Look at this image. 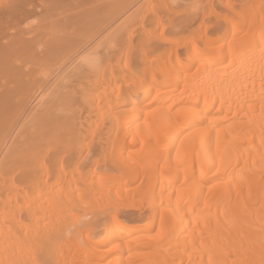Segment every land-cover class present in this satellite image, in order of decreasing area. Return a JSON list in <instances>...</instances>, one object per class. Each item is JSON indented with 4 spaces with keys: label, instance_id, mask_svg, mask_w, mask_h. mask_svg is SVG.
Segmentation results:
<instances>
[{
    "label": "bare ground",
    "instance_id": "obj_1",
    "mask_svg": "<svg viewBox=\"0 0 264 264\" xmlns=\"http://www.w3.org/2000/svg\"><path fill=\"white\" fill-rule=\"evenodd\" d=\"M126 1L130 34L161 33L94 56L60 17L41 43L30 8L0 16V264H264V0L168 26Z\"/></svg>",
    "mask_w": 264,
    "mask_h": 264
},
{
    "label": "rangeland",
    "instance_id": "obj_2",
    "mask_svg": "<svg viewBox=\"0 0 264 264\" xmlns=\"http://www.w3.org/2000/svg\"><path fill=\"white\" fill-rule=\"evenodd\" d=\"M24 0H0V16L3 14L2 12H4V10H5V14H9L8 13V11H11L12 9H13V7H14V11H16V9L17 10H19L20 8H22V9H26V7H28L27 9H31L32 10V12H34V14L36 13V16L34 15H32V16H30V17H28V18H26L25 20H23L22 22H21V27L23 28V31H25L24 33H25V37L26 36H30L29 37V39L31 38V39H33V41L32 42H38V39L40 38V39H42V40H40L39 39V41H42L41 43H43L44 41H46V42H48V41H51L52 39H53V35H52V33H53V30L51 31V25L50 24H55L54 23V21H56V20H58V23H59V19L60 20H65L64 22H62V23H66V28L64 29L65 31H67V33L68 34H66V36H64V35H62L63 34V32L61 33V35L63 36V37H68L69 39H66V40H71L72 42L71 43H73V41H75L72 45H76L77 44V46L81 49V47H86L84 50L83 49H81V53L84 51V53H91V55H97L98 53H97V50L96 49H98L99 50V48H101L99 51H101L102 50V48H104V51H101L102 53L103 52H105V49H106V47L108 46V47H110V46H112V45H114L115 46V44H117V42H118V44H117V48H118V46H122L123 45V47L124 48H127L128 47V45H129V48L131 47V45L134 47V46H136V44L138 45V44H140L143 40L145 41V40H153V39H155L161 32L160 31H162V27H158V28H156V29H153V28H145L142 32H136L135 34H130L129 32L131 31V29L133 28V26L134 25H132L133 24V22L134 21H132V19H129L128 17H127V19H126V14L125 13H123L124 12V8L125 7H123V6H126V3L124 4V2H127L126 0H121L122 2H120V0H40V1H42V2H40L39 0H34L35 2L33 3L32 1L33 0H31V4H28V5H26V7H25V1L23 2ZM28 1H30V0H28ZM48 1V2H47ZM153 1V0H152ZM164 1H165V3H164ZM159 0L158 2H159V6H157V7H155V10H156V8L157 9H159V10H157L154 14H156L157 13V15L159 16L160 15V17L163 19V22L165 21V22H167V23H165L164 22V24L165 25H170L171 24V22H170V20L169 19H171V21L173 20V21H175V19L176 18H178L179 19V17H180V19L181 18H184V16H182L184 13L186 14V10H198V8H200L199 7V5H201L202 3L204 4L205 3V1H203L202 2V0ZM171 1V2H170ZM226 0H223L222 1V3H224ZM228 1H231V0H228ZM233 1V0H232ZM15 2V3H14ZM22 2V3H21ZM117 2V3H116ZM154 2H156L155 0L153 1V3ZM169 2V3H168ZM200 2V3H199ZM16 3H18V4H16ZM25 3V4H24ZM116 3V4H115ZM152 3V2H151ZM172 3V4H171ZM16 4V5H15ZM22 4V5H21ZM34 4H35V7H34ZM37 4V5H36ZM117 4H118V8L116 7L117 6ZM148 4V5H147ZM147 4H145L146 5V7H143L142 8V6H141V9H139V11L136 13L137 14V16H138V18H140V17H142V16H145V15H147L148 14V12H151V7L152 8H154V5L155 4H150V2L149 3H147ZM165 4V5H164ZM171 6H170V5ZM175 4H176V6H175ZM199 4V5H198ZM220 3H218V6H215L214 8H215V11L218 13V11H220V9L221 8H225L224 6H223V4L221 5H219ZM13 5V6H12ZM19 5V9L18 8H16L15 9V6L17 7ZM145 5H143V6H145ZM150 5H151V7H150ZM160 5L162 6V7H160ZM180 5V6H179ZM184 5V6H183ZM22 6H24V7H22ZM164 6H166V8L164 7ZM169 6V7H168ZM184 8H182V7ZM198 6V7H197ZM223 6V7H222ZM150 7V8H149ZM172 9H171V8ZM188 7V8H187ZM197 7V8H196ZM218 7V8H217ZM10 8H12V9H10ZM112 8V9H111ZM114 8V9H113ZM180 8H181V10H180ZM185 8H187V9H185ZM213 8V9H214ZM145 9V10H144ZM161 9V10H160ZM202 9V5H201V8L199 9V10H201ZM109 10H111V12L109 11ZM121 10H123V12L121 11ZM147 10H149V11H147ZM172 10V11H171ZM189 10H188V12H189ZM116 11V12H115ZM163 13H162V12ZM170 13H173L174 14V12H175V15L176 16H174V15H172V14H169V12ZM185 11V12H184ZM11 12H13V10L11 11ZM110 12V13H109ZM115 14H113V13ZM121 12H122V14H121ZM147 12V13H146ZM167 12V13H166ZM182 14H180V13ZM41 14V16L43 17V15L42 14H46L47 16H45V14H44V17L46 18H42L41 17V19H43L42 21H40V15H38V14ZM49 15H48V14ZM118 13V14H117ZM142 13H145V14H142ZM159 13V14H158ZM108 14H109V17H111L110 19H109V17H108ZM114 15V16H112V15ZM165 14H167V16L165 15ZM38 15V16H37ZM57 15V16H56ZM67 15V16H66ZM111 15V16H110ZM117 15V16H116ZM178 15V16H177ZM49 16V17H48ZM52 18H51V17ZM64 16V17H63ZM66 16V17H65ZM116 16V17H115ZM125 16V17H124ZM182 16V17H181ZM58 17V18H57ZM60 17V18H59ZM79 19H78V18ZM113 17H115V18H113ZM123 17V18H122ZM48 18H50V19H48ZM65 18V19H64ZM71 19V20H69V19ZM106 18H108V19H106ZM125 18V19H124ZM173 18V19H172ZM51 19H53V20H51ZM166 19V20H165ZM177 19V20H178ZM39 21V22H38ZM85 21V22H84ZM122 21V22H121ZM125 21V22H124ZM172 21V22H173ZM37 22V23H36ZM43 22V23H42ZM45 22V23H44ZM52 22V23H51ZM61 22V21H60ZM104 22H106V24L104 23ZM108 22V23H107ZM124 22V23H123ZM130 22V25H125V24H128ZM22 23H23V25H22ZM39 23H41V24H39ZM103 23V24H102ZM38 24V25H37ZM44 24V25H43ZM46 24V25H45ZM107 24H109V25H107ZM113 24H115V25H113ZM25 25H26V27H25ZM69 25V26H68ZM105 25V26H104ZM164 25V26H165ZM27 26H29V29H28V27ZM47 26V27H46ZM53 26L54 25H52V29H53ZM101 26H103V27H101ZM126 26V27H125ZM37 27V28H36ZM40 27V28H39ZM41 27H45L44 29L43 28H41ZM46 28L48 29V30H46ZM73 29L72 31H71V29ZM86 28V29H85ZM124 28H125V31H126V33L124 32ZM128 30H127V29ZM31 29V30H30ZM35 29H36V31H38V32H36L35 31ZM77 29H80L79 31H82V32H80L79 33V31L77 30ZM85 29V30H84ZM88 29H89V31L91 30L93 33H91V31H90V33H88L89 31H88ZM94 29H96V30H94ZM130 29V30H129ZM147 29V30H146ZM153 29V30H152ZM29 30V31H28ZM41 30H42V32H41ZM44 30H46V31H44ZM103 30V31H102ZM43 31L44 32H46V33H43ZM51 31V32H50ZM83 31H86V33H84ZM96 31V32H95ZM98 31H99V34H97L98 33ZM116 31V32H115ZM118 31H120V33H121V36H120V33H118ZM127 31H128V33H127ZM164 33H165V35H167V36H169L170 35V37L172 36H174L175 35V32L174 31H171L170 29H167V28H165L164 27ZM32 32V33H31ZM48 32V33H47ZM72 32H73V34H72ZM94 32L96 33V38H95V36H94ZM35 33H37V34H35ZM69 33H71V34H69ZM74 33H75V35H74ZM79 33V34H78ZM82 33V34H81ZM118 33V34H117ZM27 34V35H26ZM38 34H40V36H38ZM43 34V35H42ZM46 34V35H45ZM48 34V35H47ZM85 34V35H84ZM89 34L91 35V37L89 36ZM123 34H124V36H123ZM125 34H127V35H125ZM35 36H36V38H37V40H35L36 38H35ZM86 36V38H84ZM100 36V37H99ZM103 36H104V38H103ZM62 37V38H63ZM127 37H128V41H130L129 43H131V44H128V41H127ZM90 38H91V41H90ZM95 38V39H94ZM114 40H113V39ZM122 38H126V42H127V46L126 45H124L126 42H124L125 40L124 39H122ZM47 39V40H46ZM35 40V41H34ZM62 40V39H61ZM64 40V39H63ZM66 40H64L63 42H65ZM123 40V41H122ZM90 41V42H89ZM99 41V42H98ZM115 41V42H114ZM120 41H121V43H120ZM86 42H87V44H86ZM98 42V43H97ZM45 43V42H44ZM101 43V44H100ZM68 44H70V42L68 41ZM68 44H66V46L65 47H67L68 48V50L66 51V50H64L65 52H67L66 54H69V51H71L72 50V48H73V46L70 44V45H68ZM88 44H89V46H88ZM90 44L92 45L91 47H93L92 49H90L91 47H90ZM98 44H100V45H98ZM94 45V46H93ZM96 45V46H95ZM97 45L99 46V47H97ZM105 47H104V46ZM64 46V45H63ZM70 46V47H69ZM126 46V47H125ZM78 47H76V49H74L73 48V51H76V50H78L79 48ZM113 47V46H112ZM166 47H168V46H165V48ZM69 48H70V50H69ZM117 48H115L114 47V49H117ZM64 49H66V48H64ZM108 49V48H107ZM107 49H106V51H107ZM121 49V48H120ZM134 49V48H133ZM133 49H132V47L130 48V50H132L133 51ZM83 50V51H82ZM109 50H111L110 48H109ZM109 50H108V52H109ZM63 51V52H64ZM72 51V52H73ZM78 51H80V50H78ZM98 51V52H99ZM113 50H111L109 53H110V55H113L112 53H114V52H112ZM64 52V53H65ZM72 52H70V53H72ZM96 52V53H95ZM80 53V54H81ZM84 53H82L83 55H84ZM89 55V54H88ZM17 56H19V54L17 55ZM24 56V55H23ZM85 56V55H84ZM87 56V55H86ZM10 57V56H9ZM11 59H13L12 57H10ZM19 59H20V57H18ZM27 58H28V56H27ZM26 58V59H27ZM6 59H8V58H6ZM25 59V60H26ZM29 59H32L31 57H29ZM29 59H28V62L30 63V61H29ZM10 60V59H9ZM14 60H16V59H14ZM20 60H23L22 58L20 59ZM34 59H32V61H33ZM12 60H10V62H11ZM17 63L19 62V60L17 59V61H16ZM15 62V63H16ZM28 62H26V63H28ZM16 63V64H17ZM29 63H28V65L26 64H24V61H23V64L21 65V66H23L24 65V69H26V67L27 66H29ZM20 64H21V62H20ZM32 65H33V62L31 63ZM30 64V65H31ZM31 65V66H32ZM20 66V65H19ZM23 68V67H22ZM28 68V67H27ZM91 155L92 156H94L95 157V155L97 156V155H99V151H93L92 153H91ZM91 156V157H92ZM114 170V169H113ZM99 172H101L100 170H99ZM110 173H114V172H112V170H111V172ZM133 185H135V183H131L129 186L131 187V186H133ZM140 186H143V183H141L140 184ZM133 199H136L135 197H133ZM133 199H132V201H133ZM135 201V200H134ZM104 202H106V201H104ZM73 203L75 204V205H77L76 203V201L74 202L73 201ZM110 204V203H109ZM130 204V203H129ZM75 205H73V206H75ZM103 205H107L108 206V202L107 203H104ZM100 207H101V205L100 206H98V203L96 202L95 204H93L92 206H90V207H88V208H86L85 210H83V209H77V211H76V209H74L73 208V210L74 211H76V212H78L79 213V215H83V217H84V219H86V218H89V217H93V216H95V215H99L98 213H100V211H99V209H100ZM145 210H143V212H144ZM135 212V211H134ZM121 212H119V215L120 216H127V215H129V216H132V217H135V215L136 214H139V213H142V210H141V212H137V210H136V212L135 213H133V211L131 212L130 211V214H127V212H122L121 214H120ZM133 213V214H132ZM129 216H127L128 218H126V219H129ZM74 226H70V229H74L73 228ZM71 232V231H70ZM70 236V235H69ZM61 263H62V260H61Z\"/></svg>",
    "mask_w": 264,
    "mask_h": 264
}]
</instances>
